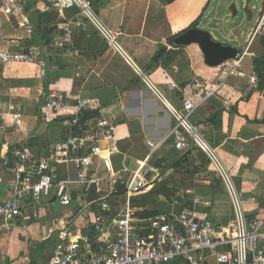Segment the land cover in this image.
<instances>
[{
	"label": "crops",
	"instance_id": "crops-1",
	"mask_svg": "<svg viewBox=\"0 0 264 264\" xmlns=\"http://www.w3.org/2000/svg\"><path fill=\"white\" fill-rule=\"evenodd\" d=\"M238 1L231 0L226 6L229 11L222 15L225 3L219 2L216 13L209 17L215 0H91L117 45L84 19L83 26L73 30L74 49L68 51L50 42L62 35V25L68 19L80 17L78 9H68L67 19L58 16L56 20L42 22L41 15H52L55 8L47 0H28L34 27L32 37L25 35L18 19L5 18L0 27V49L20 51L36 46L42 49V55L32 63L0 65V157L17 146L38 150L60 141L62 117L42 118L44 104L52 94L68 95L73 105L78 99L89 98L88 110L98 115L86 117L87 110L84 118L103 117L115 127L114 139L103 143V154L110 155L113 169L122 178H131L135 171L146 168V186L132 198L138 216L151 219L179 214L181 207L175 199L192 206L195 200L199 217L228 223L233 216L231 194L208 155L196 145L177 150L173 136H168L175 118L164 100L178 109L183 107L186 97L197 100L190 84L201 77L216 93L195 110L191 122L224 163L246 215L264 217V87L260 77L256 85L250 80V84L245 82L257 65L264 66V28L258 30L264 19V0H256L258 6L254 0ZM225 15L232 18V25L239 22L231 29L233 39L244 38L238 53L248 48L241 62L245 75L230 71L228 65L234 59L211 67L205 63L198 44H175V38L195 23L201 28L207 17V26L223 32ZM212 37L216 40L215 35ZM246 57L250 59L247 63ZM144 78L155 84L162 97L147 86ZM17 110L21 119L15 123L13 114ZM57 124L59 133L55 132ZM150 142L160 144L153 149ZM200 158L208 160L219 182L206 181L208 186L196 191L189 190L187 184L174 187L170 181L168 186L163 182L155 188L163 181L158 179L161 173L166 181L168 175L188 176L200 169ZM179 160V168L171 167ZM99 173L106 174L102 163ZM164 187L171 190L170 199L159 193ZM114 189L115 202L122 205L126 200L125 184L117 182ZM9 191L10 179L0 177V199L8 198ZM43 203L40 219L27 228L18 223L8 229L0 221V264H48L57 243L67 239L66 232L60 229L51 232L55 219L75 220L74 229L93 235L88 222L75 219L77 207H70L66 217L56 218V201ZM146 210H154L157 215L143 217L141 212Z\"/></svg>",
	"mask_w": 264,
	"mask_h": 264
},
{
	"label": "built area",
	"instance_id": "built-area-1",
	"mask_svg": "<svg viewBox=\"0 0 264 264\" xmlns=\"http://www.w3.org/2000/svg\"><path fill=\"white\" fill-rule=\"evenodd\" d=\"M47 1L63 19H67L66 11L72 8H77L80 16L68 19L62 25V35L51 40L52 46L72 51L73 30L82 27L84 19L91 22L111 44L117 45L91 0ZM28 7V0H0V27L4 25L5 18H15L20 21L25 35L32 37L34 27ZM263 28L264 19L258 30ZM247 52L248 48L238 53L228 65L230 71L245 75L241 62ZM41 55L42 49L36 46L20 51L4 48L0 49V65L32 63ZM249 77L251 84H258L256 70ZM144 80L156 95L162 97L152 81ZM190 89L198 99L186 97L181 109L164 100L175 118V125L168 136H173L177 150L196 145L208 155L231 194L233 216L228 223L199 217L195 200L192 206L175 199V204L181 207L179 214L151 219L138 216L132 198L146 186L149 179L146 168L141 167L131 178H122L113 169L110 155L103 154V143L115 137L113 123L103 117L84 118V113L91 106L89 98L78 99L73 105L68 95L56 92L45 102L42 118L48 120L50 115L58 119L62 117L60 141L38 150L17 146L0 157V177L10 179L9 196L0 199V221L4 227L9 229L11 224L19 223V226L27 228L32 221H38L44 201L55 200L66 207L76 201L75 219L88 222L93 235L74 229L75 220H53L51 232L60 229L66 232L67 239L57 243L48 264H210L212 258L218 264H264V217L246 215L224 163L191 122L195 110L215 95L216 89L201 77L194 79ZM20 119L21 114L17 110L13 120L18 123ZM159 144L149 143L153 149ZM100 163L105 175L99 173ZM103 180L113 185L117 182L125 184L126 200L122 205L115 202L114 187L104 193L100 191L99 182ZM94 183L98 186V198L89 201L87 198Z\"/></svg>",
	"mask_w": 264,
	"mask_h": 264
},
{
	"label": "rangeland",
	"instance_id": "rangeland-1",
	"mask_svg": "<svg viewBox=\"0 0 264 264\" xmlns=\"http://www.w3.org/2000/svg\"><path fill=\"white\" fill-rule=\"evenodd\" d=\"M231 0H215L214 4H213V9L211 11V14L209 15V17H212L217 9H218V6H219V2H223L225 3V9H226V6L229 5V2ZM242 0H239L238 2L241 3ZM254 3L255 5H259V3L254 0ZM212 6V3L209 5L207 11H209L210 7ZM222 9L221 11V14H224L225 12H228L229 10L228 9ZM255 12V11H254ZM241 14H243V12H241ZM209 17L205 18L203 23H202V26H201V29H204V30H207L209 31L212 36L215 35L216 36V40L219 41V42H222L224 44H228V45H232L234 46L235 48L237 49H241L242 47V44H243V41H244V38H241L240 41H236L235 39H233L232 35H231V29L232 27H234L236 24L238 25L239 22H236L234 25H232L229 21L232 20L231 17H228L227 15L224 16V23H223V26H224V31L223 32H219V31H214L210 28V26H207V22H209ZM228 20V21H227ZM251 24L247 25L244 27V30L245 31H248L249 28H250ZM185 53L181 52V55H183ZM250 59L248 57H246V60L245 62H249ZM249 79L250 77H248L247 79H245L246 81V84H250L249 83ZM58 125V124H57ZM59 125L58 127L56 128L55 132L56 133H59ZM200 169L198 168V170L196 171H192L191 174H188V176H184V175H168V179L165 181V174L164 175H161L163 173L160 174V176L158 177V179L160 178V180H163V181H160L159 183L160 184H157L155 185V188H159L160 186L164 185L163 182H165V184L167 185V181H170V183L174 186V187H178V186H184L187 184L189 190L191 191H196L198 190L199 188H202L203 186H208L205 182L206 181H211L212 183L214 182H219L220 178L218 176L217 173H215L214 171H212V168L210 166V163L208 162V160L206 158H200ZM194 168V167H193ZM193 170V169H191ZM174 172V171H173ZM103 174V173H102ZM100 174V175H102ZM157 179V180H158ZM168 186V185H167ZM112 187H114L113 183L112 182H109V181H106V180H103V181H100L99 182V188H100V191L101 192H106V191H109L112 189ZM54 216L56 218H61V217H66V211L68 209H70V207H72V209L74 208H78V203L76 201H74L70 206L66 207V206H62L60 205L58 202H56L54 204ZM76 208V209H77ZM165 212V211H164ZM71 216H68V219L70 218ZM35 253H40V249H37L35 251ZM36 254V260L39 259V255ZM210 263L211 264H218L216 259L215 258H212L210 260Z\"/></svg>",
	"mask_w": 264,
	"mask_h": 264
},
{
	"label": "water",
	"instance_id": "water-1",
	"mask_svg": "<svg viewBox=\"0 0 264 264\" xmlns=\"http://www.w3.org/2000/svg\"><path fill=\"white\" fill-rule=\"evenodd\" d=\"M234 12L236 5L232 4ZM231 8V7H230ZM246 9V8H245ZM237 11V10H236ZM58 13L54 12L52 15L42 14L41 21L49 22L56 20ZM177 45H190L198 44L203 55L205 63L211 67H217L225 64L226 62L235 59L238 55V50L232 45L224 44L213 39L211 33L207 30L201 29L197 26H192L187 31L183 32L180 36L175 38ZM98 198L97 184L91 185V191L88 200L92 201Z\"/></svg>",
	"mask_w": 264,
	"mask_h": 264
},
{
	"label": "trees",
	"instance_id": "trees-1",
	"mask_svg": "<svg viewBox=\"0 0 264 264\" xmlns=\"http://www.w3.org/2000/svg\"><path fill=\"white\" fill-rule=\"evenodd\" d=\"M194 26H197V24L195 23V24H193ZM192 27V26H191ZM190 27V28H191ZM262 43H263V46H264V36H263V41H262ZM264 66H261V65H257V67H256V71L258 72V75H259V77H260V85H261V87L263 88L264 87V72H262V70H264V68H263ZM98 115V112H94V111H87L86 113H85V116L87 117V116H92V115ZM185 156H183L181 159H183ZM181 162H180V160L179 161H176V162H174L173 164H171V167H173V168H179L180 166H181V164H180ZM159 193H161V194H164V195H166V197H168L169 199H170V193H171V190L169 189V188H162L161 190H160V192ZM135 203H137V201H134ZM141 215L143 216V217H152V216H155V215H157V212L156 211H149V210H146L145 212H141Z\"/></svg>",
	"mask_w": 264,
	"mask_h": 264
}]
</instances>
